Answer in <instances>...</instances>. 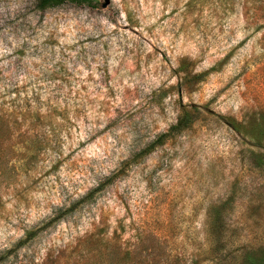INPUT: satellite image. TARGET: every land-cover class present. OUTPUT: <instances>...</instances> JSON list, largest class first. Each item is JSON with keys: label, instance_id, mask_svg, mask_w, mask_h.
<instances>
[{"label": "rangeland", "instance_id": "1", "mask_svg": "<svg viewBox=\"0 0 264 264\" xmlns=\"http://www.w3.org/2000/svg\"><path fill=\"white\" fill-rule=\"evenodd\" d=\"M0 124V264H264V0H0Z\"/></svg>", "mask_w": 264, "mask_h": 264}, {"label": "trees", "instance_id": "2", "mask_svg": "<svg viewBox=\"0 0 264 264\" xmlns=\"http://www.w3.org/2000/svg\"><path fill=\"white\" fill-rule=\"evenodd\" d=\"M63 0H37V8L40 10L49 8V7H54L59 5ZM77 1H90V0H77ZM1 125V124H0ZM190 125V120H185V119H179L176 121L174 125H172L168 131L156 138L154 142H152L146 149L142 151L143 154H148L150 151H152L154 148L157 146L162 145L165 143L167 140L173 138L176 134L180 133L182 130L185 128L189 127ZM220 227V224L218 223L217 218L215 220L212 219V223L210 226V232L213 234L214 231ZM30 236V235H28ZM30 238V237H28ZM27 238V239H28ZM106 259H107V264H120V258H119V250L114 245L113 250L108 251L106 254ZM247 264H258L257 261L251 260L250 258H246ZM145 260L144 258L140 255L139 259H132L130 264H144ZM145 264H157L156 261L152 260V263L145 262ZM244 264V261H243ZM260 264V262H259Z\"/></svg>", "mask_w": 264, "mask_h": 264}]
</instances>
